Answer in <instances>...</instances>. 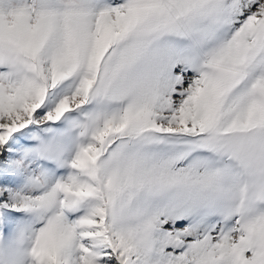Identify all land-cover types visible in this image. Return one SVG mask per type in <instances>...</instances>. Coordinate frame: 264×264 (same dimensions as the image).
<instances>
[{
  "label": "snow or ice",
  "instance_id": "1",
  "mask_svg": "<svg viewBox=\"0 0 264 264\" xmlns=\"http://www.w3.org/2000/svg\"><path fill=\"white\" fill-rule=\"evenodd\" d=\"M0 264H264V0H0Z\"/></svg>",
  "mask_w": 264,
  "mask_h": 264
}]
</instances>
